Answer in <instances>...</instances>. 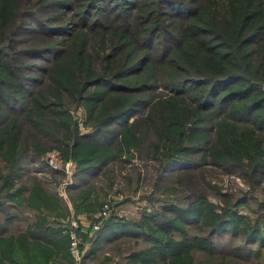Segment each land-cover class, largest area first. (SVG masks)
Returning <instances> with one entry per match:
<instances>
[{
  "label": "trees",
  "instance_id": "trees-1",
  "mask_svg": "<svg viewBox=\"0 0 264 264\" xmlns=\"http://www.w3.org/2000/svg\"><path fill=\"white\" fill-rule=\"evenodd\" d=\"M263 4L0 0V31L6 41L0 46V159L5 163L0 168V264L54 263L59 257L63 264H74L66 233L71 223L62 225L61 199L41 183L31 189L18 185L26 171L22 164L54 148L76 162L70 188L73 207L78 213L87 210L91 219L100 199L93 182L117 159L131 161L140 154L165 162V169L169 164L179 168L177 179L189 187L184 198L168 195L139 220L120 217L112 206L92 245H121L127 238L145 243L130 248L116 264H194L196 252L207 256V264H224L229 255L217 239L225 234L249 242L259 239L264 245V230L258 225L264 220V199L256 210L245 196L222 193L219 205L205 193L199 172L207 165L241 171L264 197ZM69 16L75 19L71 22ZM41 18L58 25L47 26L38 22ZM26 19L40 28L31 29ZM35 33L53 42L32 46ZM107 33L114 52L101 57L105 73H99L86 61L88 39L104 35L105 41ZM66 36L72 50L64 57L58 49H64ZM135 50L144 53L134 57ZM25 56L52 59L49 67L39 68L44 77L24 75ZM161 87L171 92L172 102L157 96ZM68 92L86 102L93 131L83 132L72 119L63 98ZM181 97L196 108H182ZM197 109L203 116L192 117ZM236 124L249 127L239 132ZM209 128L215 134L211 144ZM185 139L191 144L182 146ZM188 172L196 174L190 178ZM23 207L36 211L35 220L14 234L12 224L24 219ZM242 208L258 217L242 213ZM84 236L89 239L87 232Z\"/></svg>",
  "mask_w": 264,
  "mask_h": 264
},
{
  "label": "rangeland",
  "instance_id": "rangeland-1",
  "mask_svg": "<svg viewBox=\"0 0 264 264\" xmlns=\"http://www.w3.org/2000/svg\"><path fill=\"white\" fill-rule=\"evenodd\" d=\"M261 1L264 2V0ZM69 19H71L72 22L75 18L69 16ZM38 22L44 23L47 26L58 25L53 24V22L49 21L47 18H41ZM38 22H35L31 19L25 20V23L31 29L40 28ZM19 30L24 32V29L20 28ZM89 37V47L87 49L89 51L86 54V61L96 65V69L99 70V73H105L100 61L101 57L105 54L110 55L114 52L111 47L112 37L109 35V33L106 34L105 41H103L104 35L102 37L98 35H96V37L89 35ZM4 38L5 37L1 34L0 31V46L6 43ZM60 39L61 38H56L55 41H60ZM67 40L68 39L66 36L63 42L64 49L62 50V47L58 49V53H64V57H66L68 51L72 50L71 45L67 44ZM51 41L53 42V39L35 33L30 45H48ZM20 47H25L27 48V50L30 48V46L28 45H22ZM133 53L134 57H138L144 52L142 50H135L133 51ZM50 60L45 61V59L42 58L30 59V57L25 56L24 61L27 64L23 66L24 75L44 77L41 69L39 68L49 67ZM156 93L157 96L159 95V97L163 100L172 102V100L170 99L172 95L171 92L164 87L159 88ZM88 94L89 92L86 95ZM63 98L66 99V105L69 108L72 119L78 123L79 127L82 128V131H93L94 122L90 121L87 124L89 115L87 108L85 107L86 102H82L81 100L77 99L75 100L71 92L64 93ZM51 99L55 100V98L53 97H51ZM178 103L182 108H196L194 105L189 104L182 97L179 98ZM197 111V114L195 112H191L192 117L194 115H197L198 117L199 115L203 114L202 111H199L198 109ZM203 126L204 125L202 123V128ZM237 127V131L244 132V130H247L246 128H248L249 126L237 125ZM153 129L154 126L151 127V130ZM209 130L211 144L215 141V134L214 132H212L211 128H209ZM61 131L62 135L66 133L65 130ZM150 136L151 138L156 137L155 133H151ZM190 144L191 142L188 139H185L182 146ZM54 155H57L61 161H66L64 159L62 150L59 148H54L33 163L25 162L24 164H22L26 171L23 172L22 177L18 181V185H24L31 189L34 184L41 183L43 185V188L48 191L47 193L58 195L61 198V200H59V204L61 205V207L62 205L64 206V211L62 212L63 214L60 215V219L64 220L67 217L71 219L82 214H88V220L90 221L93 216H90L87 210L78 213L74 209V207L73 210L69 209V204L71 202L73 204L70 194V188L75 183V176L73 177L72 182L65 184L67 175L61 170H59L60 172H55V170H53L54 168H52V166L48 162V159ZM196 158L199 159L201 158V156H198ZM72 160L74 161V159ZM165 165L166 163H163L160 160H145L141 158L140 154L134 155L131 161H128L125 158L117 159L115 162L111 163L108 166V169L110 171H107V174L95 179L93 182L95 187L93 193L94 195H96V197L100 198L95 206V210L98 211L102 205H104L105 203H110L113 206V210L116 211L120 215V217H125L129 220H139L142 214L145 213V210L151 211L152 207L158 208L164 203L162 199H167L166 197H168V195H171L173 197L177 195V197L180 196L181 199L184 198L187 194H189V187L187 185L181 184L180 179H177V177L180 175L178 173L179 168L176 166V164H169L165 169ZM4 166L5 163L0 159V168H4ZM75 166L77 167L76 162ZM182 167H184V165ZM185 167H187V165H185ZM199 172L204 177L202 179V183L206 185L205 193L207 194V196H209L211 201L218 203L219 205L220 203H222L221 201L223 198H221L222 196H220V194L222 193H228L230 195H233V197L245 196L246 199H250L252 208L256 210L258 209V202L261 199H264L262 189L254 188L252 179L248 178L244 174H240L241 171L228 173L220 168L207 165V167L200 169ZM194 174L196 173L188 172L187 176L191 178L192 176H194ZM262 188H264V184ZM171 190L172 192H170ZM71 193L75 195L78 192L71 191ZM151 199H154L153 201L155 202H152ZM26 211L27 209H25V212ZM241 212L244 214H249L254 218L258 217L256 213L252 212L248 208H242ZM25 225L26 222L23 221L22 226ZM258 225L264 230V220L259 221ZM217 243L229 255L224 264H264V245L260 244L259 239L254 242H249L245 237L234 239L230 234H225L224 236L217 239ZM121 245L113 244L112 246L108 247L111 256L114 258H118L117 261L122 258L123 254H127L130 248L133 247V249H138L145 247V243H143V241L136 243L134 242V239L130 240L129 238L122 240ZM238 248H241V252L236 250ZM257 251H260V254H258ZM240 254H243L244 256L240 257ZM50 262L51 260L48 262V264H53ZM207 262L208 258L206 255L201 252L195 253L194 264H207Z\"/></svg>",
  "mask_w": 264,
  "mask_h": 264
},
{
  "label": "built area",
  "instance_id": "built-area-1",
  "mask_svg": "<svg viewBox=\"0 0 264 264\" xmlns=\"http://www.w3.org/2000/svg\"><path fill=\"white\" fill-rule=\"evenodd\" d=\"M49 164L56 170H61L67 175L65 184L72 182L73 177L77 171L75 162L72 159L61 161L57 155L51 156L48 159ZM112 205L105 203L95 214L94 219H90L88 225L94 230L98 231L104 221L110 216ZM71 224L66 233L69 237V251L74 259V264H84V257L86 253L87 240L84 234L87 232L86 224L78 217L72 218Z\"/></svg>",
  "mask_w": 264,
  "mask_h": 264
},
{
  "label": "crops",
  "instance_id": "crops-1",
  "mask_svg": "<svg viewBox=\"0 0 264 264\" xmlns=\"http://www.w3.org/2000/svg\"><path fill=\"white\" fill-rule=\"evenodd\" d=\"M55 170V172H60L59 170L53 169ZM58 196V195H57ZM63 196V195H60ZM59 197V196H58ZM60 198V197H59ZM61 199V198H60ZM63 201V198H62ZM69 209L73 210V204L72 202L69 204ZM23 209V215H24V219L23 220H16L13 222L12 224V229L14 231V234L18 233V228H23L24 230L27 228L28 225H30V223L35 220V213L36 211L34 209H29V208H22ZM25 209H27V211L25 212ZM17 211L21 210V208H17ZM34 213V215H33ZM70 214V213H69ZM88 215V214H87ZM85 214H82L80 216H78V219H80L81 221H84V223L86 224V229H87V233L89 236V239L87 240V244H86V253H85V257H84V264H116L118 258H114L111 256V254L109 253V246H112L113 244H102L101 246H93L92 245V241L94 239L95 233L96 231H94L89 225V216H87ZM29 217V218H28ZM69 217H67L66 219L62 220L63 223L62 225L65 227L66 224L69 222H71L72 218L69 220ZM25 221L26 225L22 226V222ZM65 233V231H64ZM66 234V233H65ZM102 254V255H101ZM50 263H53L52 261ZM65 263L63 260V257H60L58 259H55V262L53 264H63ZM48 264V263H45Z\"/></svg>",
  "mask_w": 264,
  "mask_h": 264
}]
</instances>
